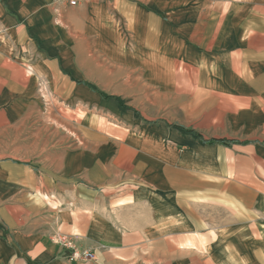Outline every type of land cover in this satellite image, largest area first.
<instances>
[{
  "label": "crops",
  "instance_id": "obj_1",
  "mask_svg": "<svg viewBox=\"0 0 264 264\" xmlns=\"http://www.w3.org/2000/svg\"><path fill=\"white\" fill-rule=\"evenodd\" d=\"M0 264H264V0H0Z\"/></svg>",
  "mask_w": 264,
  "mask_h": 264
},
{
  "label": "built area",
  "instance_id": "obj_2",
  "mask_svg": "<svg viewBox=\"0 0 264 264\" xmlns=\"http://www.w3.org/2000/svg\"><path fill=\"white\" fill-rule=\"evenodd\" d=\"M71 5H76L79 3L80 0H68ZM59 242L64 245L67 248H74L73 245L67 238L65 237H58ZM70 258H82L85 260L93 259L94 254L90 251H79L74 250V252L71 254Z\"/></svg>",
  "mask_w": 264,
  "mask_h": 264
},
{
  "label": "trees",
  "instance_id": "obj_3",
  "mask_svg": "<svg viewBox=\"0 0 264 264\" xmlns=\"http://www.w3.org/2000/svg\"><path fill=\"white\" fill-rule=\"evenodd\" d=\"M220 142H224V140H219Z\"/></svg>",
  "mask_w": 264,
  "mask_h": 264
}]
</instances>
